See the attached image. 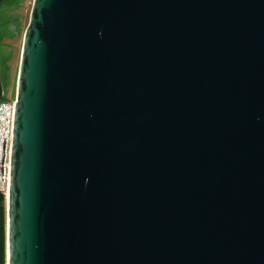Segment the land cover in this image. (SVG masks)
I'll use <instances>...</instances> for the list:
<instances>
[{"label":"water","instance_id":"95a60500","mask_svg":"<svg viewBox=\"0 0 264 264\" xmlns=\"http://www.w3.org/2000/svg\"><path fill=\"white\" fill-rule=\"evenodd\" d=\"M6 210L8 264H264V0H33Z\"/></svg>","mask_w":264,"mask_h":264},{"label":"rangeland","instance_id":"374dc122","mask_svg":"<svg viewBox=\"0 0 264 264\" xmlns=\"http://www.w3.org/2000/svg\"><path fill=\"white\" fill-rule=\"evenodd\" d=\"M32 6L33 0H6L0 5V72L4 100H13L16 96L23 41Z\"/></svg>","mask_w":264,"mask_h":264},{"label":"built area","instance_id":"2783aa9c","mask_svg":"<svg viewBox=\"0 0 264 264\" xmlns=\"http://www.w3.org/2000/svg\"><path fill=\"white\" fill-rule=\"evenodd\" d=\"M16 96L13 100L0 102V194L6 205L11 186V160L14 140ZM8 264V263H6Z\"/></svg>","mask_w":264,"mask_h":264},{"label":"trees","instance_id":"16d2710c","mask_svg":"<svg viewBox=\"0 0 264 264\" xmlns=\"http://www.w3.org/2000/svg\"><path fill=\"white\" fill-rule=\"evenodd\" d=\"M6 201L0 194V264H6Z\"/></svg>","mask_w":264,"mask_h":264}]
</instances>
